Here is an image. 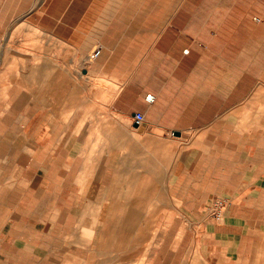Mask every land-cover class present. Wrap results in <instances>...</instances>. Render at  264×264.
<instances>
[{"label": "rangeland", "instance_id": "rangeland-1", "mask_svg": "<svg viewBox=\"0 0 264 264\" xmlns=\"http://www.w3.org/2000/svg\"><path fill=\"white\" fill-rule=\"evenodd\" d=\"M168 1L0 0V193L11 191L23 168L28 169L29 175L36 168L43 173L41 161H44L43 167H47L53 160H59L62 164L52 170L53 175L58 176L57 181L92 185L91 190L76 189V194L89 191L106 194L103 200L107 204L92 203L91 212L87 213L91 217V230L102 223L107 245L114 234L122 233L121 246L109 245L102 254L98 242L103 236H97L91 251L76 253L69 261L67 221L55 219L58 207L53 201L57 199L45 189L42 202L29 197L24 206L27 213L35 212L36 207L37 213L45 217L38 227L44 232L42 250L49 254V264H148L155 252L160 250V256L166 253L163 249L167 250L169 244L166 238L169 228L178 231L174 239L176 245L187 235L183 260L203 259L201 230L210 218L207 208L211 201L206 199L202 188L183 189L189 201L186 204L172 196L168 188L152 189L149 202L140 205V213L134 220L117 215L115 207L109 204L114 197L125 198L129 194L126 185L134 176L143 179L139 184H156L147 181L160 176L163 170H166L164 176H168V170L175 166L168 157L172 151L176 159L182 152L202 153L203 148L195 145L194 133L187 134L189 140L186 141L170 130L165 141H148L144 121L131 141L118 139L112 143L111 151L118 154V160H125L123 164H100L105 158L102 154L109 151L104 140L106 133L120 137L135 131L133 117L117 110L115 99L137 68L145 70V57L152 47L147 29L153 24V11L162 10ZM187 2L193 3V0ZM97 47L101 48V55L90 60L89 54ZM114 72L119 74V79ZM140 86L135 85L136 91L128 98V106ZM258 114L259 110L247 112L246 123L253 115L256 120ZM241 115L242 112L234 115L238 124ZM223 118L230 120L226 116L220 119ZM44 133L43 141L35 139ZM50 133H58L59 139L49 140ZM129 143L135 153L130 159L132 168L126 156ZM155 143L167 154L159 158L154 155ZM101 180L117 187L93 190V186L105 185ZM36 186L34 182L32 188ZM36 201L39 204L35 205ZM47 202L51 206L48 209ZM59 207L65 211L69 206ZM105 207L107 218L104 220L99 214L105 213ZM53 235L57 238L55 244H50ZM25 250L28 257L24 256L20 264H46L40 262V257H34L36 249L27 247ZM251 251V264H264V246L258 234H252ZM4 263L13 264L0 261Z\"/></svg>", "mask_w": 264, "mask_h": 264}, {"label": "crops", "instance_id": "crops-1", "mask_svg": "<svg viewBox=\"0 0 264 264\" xmlns=\"http://www.w3.org/2000/svg\"><path fill=\"white\" fill-rule=\"evenodd\" d=\"M187 1L169 0L162 10L153 11V24L147 29L152 47L145 57L146 68L142 71L137 68L131 74L130 81L115 99V107L131 117L134 112L144 114L148 141H165L170 130L186 141L189 140L187 134L194 133L195 145L202 147L204 153L182 152L176 159L172 151L168 157L175 166L168 170L170 176L165 177L166 170H163L154 180H146L156 184H139L143 179L134 176L126 185L129 194L125 198L116 196L109 204L115 207L117 215L134 220L140 213V205L149 202L152 189L168 188L182 204L189 202L182 192L189 188H202L207 200L225 197L228 205L223 220L209 218L201 230L202 260H183L187 235L176 245L174 239L178 231L169 228L166 234L169 244L167 250L163 249L166 253L160 256V250L155 252L148 264H251L252 234H258L264 246V0ZM114 75L120 78L118 73ZM140 84L134 101L128 106V98L136 91L135 85ZM147 95H152L154 102L149 103ZM255 110H259L258 120L253 115L246 123V113ZM240 112L243 116L238 124L234 115ZM223 116L230 120L220 119ZM140 128L135 127L134 132L120 137L106 133L104 140L109 151L102 154L105 158L100 164L118 166L124 162L111 151L112 143L118 139L131 141ZM45 137L44 133L35 139L43 141ZM48 139L58 140V133H50ZM155 146L154 155L158 158L165 155L164 148ZM133 155L130 145L126 155L129 168H132ZM41 163L39 167L44 174L36 168L29 175L28 169L23 168L11 191L0 193V261L20 264L24 256L28 257L25 249L33 247L36 249L35 254L32 253L34 257L49 264V254L42 250L44 232L38 227L45 217L37 213L36 207L35 212L27 213L24 206L29 197L42 202L46 191L57 199L53 201L58 207L55 219L67 221L69 261L76 253L91 251L97 236H103L98 242L102 254L109 245L121 246L122 233L114 234L107 245L102 223L91 230V217L87 213L91 212L92 203L107 204L103 200L106 194L100 191L76 194V189L91 190L92 185L57 181L58 176L53 175L52 170L58 169L62 161L53 160L47 167H43L44 161ZM30 178L32 184L37 182L34 189L32 184L28 189ZM104 184L93 186V190L117 187L107 185L106 181ZM64 204L69 206L65 211L59 207ZM49 207L47 202L46 208ZM104 210L105 213L99 215L105 220L106 207ZM64 213L66 216L61 217ZM27 221L35 223L30 225ZM88 233L92 234L91 239ZM56 236H48L53 239L50 244H55Z\"/></svg>", "mask_w": 264, "mask_h": 264}, {"label": "built area", "instance_id": "built-area-1", "mask_svg": "<svg viewBox=\"0 0 264 264\" xmlns=\"http://www.w3.org/2000/svg\"><path fill=\"white\" fill-rule=\"evenodd\" d=\"M101 55V48H95L91 54H89L90 60H95ZM146 100L149 103L154 102L152 95H147ZM145 121V116L142 112H136L133 115V124H137L140 127ZM210 204L207 208L208 216L215 221H221L227 211L228 199L222 196H215L210 200Z\"/></svg>", "mask_w": 264, "mask_h": 264}, {"label": "clouds", "instance_id": "clouds-1", "mask_svg": "<svg viewBox=\"0 0 264 264\" xmlns=\"http://www.w3.org/2000/svg\"><path fill=\"white\" fill-rule=\"evenodd\" d=\"M91 235H92L91 233H88V238H89V239H91Z\"/></svg>", "mask_w": 264, "mask_h": 264}, {"label": "water", "instance_id": "water-1", "mask_svg": "<svg viewBox=\"0 0 264 264\" xmlns=\"http://www.w3.org/2000/svg\"><path fill=\"white\" fill-rule=\"evenodd\" d=\"M134 126H135V127H138V125H137V124H134ZM177 135H179V134L177 133Z\"/></svg>", "mask_w": 264, "mask_h": 264}]
</instances>
